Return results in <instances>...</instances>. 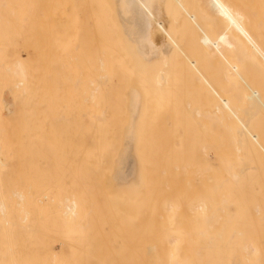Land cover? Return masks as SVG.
<instances>
[{
  "label": "bare ground",
  "instance_id": "1",
  "mask_svg": "<svg viewBox=\"0 0 264 264\" xmlns=\"http://www.w3.org/2000/svg\"><path fill=\"white\" fill-rule=\"evenodd\" d=\"M7 1L9 3V0ZM198 1L195 0L194 4ZM203 1H206L205 3L209 2L210 5L209 10L212 11L210 14L217 15V17L224 24L226 29H228L232 33L231 36L227 35L229 36L228 39L230 38L229 40L227 39L224 40L222 38L223 41L219 43L221 45L220 46L221 50L223 49L222 52H225V54L227 55L230 51L226 53V50L228 49L230 50V48L234 49L235 48L234 45H236L235 42L237 43L241 42L240 45L237 44L239 45V47L236 45L237 47L236 49L240 48L238 49L239 51L237 50L238 52L236 51L237 54L240 53L239 55H236L235 52V55L238 56V58L235 59L234 57L231 58L230 55L232 53L229 56L227 55L228 58H231V60L234 59V61L236 60V62L233 63V61H231L232 62L231 63L228 59L230 65L232 64L233 66V67L230 66L231 69L233 68V71L231 69H226V68L225 69L228 71H225L224 69L226 73L224 72L225 74L223 73V76L227 74L231 76V77L224 76L225 82L224 81L223 82L228 85L227 89L225 87H224L225 89H222L223 91L225 90L224 92V94L226 93L225 96L222 95L223 91L221 89L220 90L222 93L219 92L220 91L219 89L217 90V88H214L209 83V81L202 75L201 71H199L198 67L199 64L201 65L202 61H199V59L198 60L191 59L190 56H188V54L186 53L187 50L186 51L183 50V47L181 46L179 40L175 39L178 37L174 38V35L172 36V31H170L169 26L171 25L170 24L171 22L169 23L168 20L170 19V17L171 18L173 17L169 15L171 11H175L183 15L184 14L188 15L184 17H189L190 20L189 19L188 20L190 22L194 20V19L191 20L192 16L194 18V15L190 14L188 8V4H189L188 0H28L29 10L32 14L48 19L51 18L55 20L56 18L59 20L62 27L64 29L66 28V30L70 27V25L75 24L74 20L75 18L77 19L79 16L81 17V18L79 17V20L83 19V22L87 23L86 20L89 19L91 21L89 20L88 21L91 24V22H93L92 20H96L94 19L95 17L99 18V16L102 15L105 16L106 14L113 15L111 18L112 21L114 19L115 21L114 24L116 25L115 29L117 30L116 32H118L119 33L118 35L120 36H118L115 33L114 34L115 36L117 35L118 38L121 37L122 41L120 40V44L121 43L124 44L122 45L125 46L126 53H124L123 55L119 53L114 55L110 53L109 49H107L108 45L106 48L103 47L105 45L102 44L103 38L101 37L99 38L100 33H97L100 28H96L98 29L96 30L94 27L98 19L94 23H92L91 27L93 30L95 29L94 30L95 35L94 34L93 35L94 38L96 37L94 42L96 43L98 41V43L96 44L94 43L96 46H98V49L95 48L96 46L94 47V49H96V51L98 50L99 52L93 51L91 64H90L91 75L93 76V78L91 77L89 81V89H87V92H88V98L91 102V104L90 103L89 104L92 105L93 107L98 108L97 106L99 107L101 106L100 99L104 97V93H107L112 98H117L119 92L122 91L123 108L126 112L125 113L126 116L125 115L123 116L124 121L121 118L120 121H122L121 123L123 124L119 125V128H117L116 122L113 121L108 126L103 124V120H105L103 119L104 118L103 110L102 111L95 110L93 112L91 111L92 113H94L92 116V118L94 119L89 122L90 126L85 124L73 126L75 130H82V132L92 131L93 134L91 135V138L88 139V141L84 140L85 137L83 135L80 136L81 140L78 141L75 140V143L60 142V139L62 140L61 136L58 137L57 139L58 142L46 141L45 131H47V128H45L46 126L44 127V125H46V123L48 122H45V119L43 120L42 114L44 113L45 109H49V110L55 109V107L58 106L56 99L58 94H60L64 90L67 82L71 81L72 79L76 80L74 78L70 79L68 77L69 74L72 73V71H70L72 68L71 64L72 65L74 64L73 62H71V59L74 58L73 59L74 62L77 59L75 57L76 55L73 56L71 54L73 50H71L67 45L68 41L71 40V38H72L71 42L74 41L73 38L75 37V34L74 37L73 36L70 37L69 36L70 33L62 34V36L58 34L59 36H61L62 40L64 39L63 40L64 42L61 40L64 44L61 43L62 44L61 47L55 53L47 49L46 51L44 50L43 52H45L46 54L44 53V55L42 56L43 62L42 63L34 62L33 67L32 68L30 67L31 69H28L24 64V59L26 57L22 59L23 61L17 58L15 59V61L11 62L12 63L11 65H8L6 67L11 85L8 87V92L10 93L9 97H5L2 99H1L2 90L0 88V264H35V262H30V261L24 262V258L27 257L28 254L29 255L33 254L31 252H34L36 250L37 232L33 229V225L36 223L39 217H41L42 220H44L45 218H47V220L49 219V217H46L45 215L46 211H48L47 210L48 207H50L51 209L53 208L54 210L53 213L55 214L57 221L51 222V220H48L46 223V225L49 223L48 224L49 230L47 232L49 235L48 237L49 239L47 245L41 248L43 252H46L45 254L46 258L44 259L42 264H66L67 261H65L64 259L68 256L71 257L75 256L76 254L72 255V253L76 251L96 252V255L94 254V257L100 260L101 255H98L99 254L98 252L101 251L100 248L91 249L85 246L81 248L74 245L77 241H79L78 238L83 237L85 233L89 231V230L86 231V229H88V227L91 225L89 221V214H91L93 211L92 204L88 203L91 205H85L87 204V201L82 198H78L75 195L61 196L57 198L52 197L51 194L49 196L48 191L47 192H45V190L41 191V188H39L40 184L36 180L35 178L36 172H33V170H35V168H38L40 164L42 163L44 164L46 158L55 155L56 153L53 154V150L59 146H61V150L63 154H65L67 157L71 156L73 158H77L80 161V158L87 160L98 156V153L100 152L99 146L102 143V141H105V143L108 144V147L111 148L110 149L111 151L115 149L114 147L117 146L120 139L119 153L117 152L118 156L116 155V153L115 154L113 153L114 157H112L114 158L113 165H115V168L113 166L114 169V172L112 171L113 174L110 177L108 176L107 172L106 174H104L103 168L100 167V164H97L94 168L95 171L94 173L93 171H91V173L89 174L88 173L89 169H85V171L87 172L86 177H88L89 179H93L95 182L96 181L100 182L101 181L100 178L104 174L105 176H108V180H106V183L107 181L110 183L111 186L110 189L113 187L112 190H114V188L120 189L121 191H124L126 189L128 193V191L133 187H134L133 189L136 188V191L131 190L132 191L131 195L133 194L134 191L137 192L139 189H141V187H143L145 190L146 183H144V180L146 178L145 177L146 171L143 164L144 157L142 156L140 157V154L142 152V149H144L143 147H145L144 142L142 144V138L143 139L144 137L146 138V136H144L146 135V133L141 134L137 129L140 126L141 128H144V130L146 131L147 127H149V126L146 127V125H149L152 122L150 118H148L150 116L149 113L152 111L151 113L152 116V114L154 113L152 109H154L155 105L158 106L157 102L160 101L158 99L162 98V103H163V100L165 101L169 97L168 99L172 101V98H175V95L177 93L178 94L180 93L179 95L177 94L176 96L177 99L181 100L179 96L183 97L184 95V97H186L187 95V93L186 95L185 93H182L184 91L188 92L189 95L187 96L192 95V93L194 94V92H195V96L197 95L195 100L187 99L188 100V101L186 100L187 103L185 100L182 99L183 102L185 101L184 103L185 106L187 107L184 109H187L188 112L191 111L189 108H192V105L196 104L193 105L194 109L192 108L193 115L189 113L191 115L190 116L188 114L189 116L188 120L192 119V121H198L196 122L199 123L198 126H201L206 122L207 123V124L205 123L206 126L204 125L205 127L203 126L202 129L205 128L208 135L207 142L204 143L200 148V153L201 156L205 157V160L207 162L206 164L204 158L203 157L201 158L202 161L205 162V163L203 162L204 173L206 177L204 181L206 180L205 181L206 182L205 185L207 186L206 189L210 195L205 196V198L208 197L207 199L196 200L189 207V211L197 217V220L200 219L199 221H197L198 223L194 222L197 223L196 225L199 226L196 232L192 234L193 236L196 235V237L188 239L189 245L187 247L184 245L185 239L183 237V234L177 230H181L182 228H185V226L181 225L183 227L179 228L180 225L177 226L179 221L173 220L175 218L179 220L178 219L179 214L182 212L183 209L175 217L174 215V213H176L175 210L180 207H177L178 205L176 206L172 202H164L161 210L164 214H166L165 216L168 215L167 219H169L170 223L168 221L167 224L168 229L165 231V236H163L162 238L163 241L160 240L161 242H163V244L157 245L155 243V239H150L149 237L150 235H149L147 237L149 239L144 240L147 243L146 245H144L143 243L145 242L142 241L143 242L142 245L144 246H140L141 244L137 246L139 253L133 255L132 254L127 255L128 262L126 261L127 262L126 264H264V244L262 242L264 238H261L259 240L257 239L253 240L248 238L239 239L238 237L236 238L235 236L236 235L246 236V233L244 231L242 232L239 230H235V227L234 230L231 229L230 231L229 228H227L229 224L234 225L235 222L233 221L234 222L233 223L232 219L234 218L237 219L236 217L240 219V216H242V214H238V212H235L233 214L228 212L232 207L235 210L234 207L236 206V200L238 203H240L239 205L241 206V203H243V200L245 198L244 194L246 192L248 191L252 192V190L255 189H258L259 191L264 190V106H263L264 100L262 101L264 96H262L263 93L260 95L259 94L260 92L259 93L257 92L260 91L261 88L260 84H258L259 85L258 88L260 87L259 90H257V88L255 87L256 88L255 91L252 90L250 94L249 93L245 94L247 93V91L244 89L247 88L246 87L244 88V84L241 86L242 84L241 82L236 83L237 81H239V79L243 80L244 82L247 81L246 78L248 76L247 77L246 75L242 76V74L240 73V71L243 72V70H240L241 68L240 66L242 63H244L242 65L245 66V68L242 69H245V71L248 72L249 69H247L248 68L247 65L249 63L250 66V64L252 63L250 61L252 59L251 57H258L257 58L258 61L259 58H261V61L263 60L264 62V46H261L260 43L257 42V41L261 42L262 40L261 38H260L261 40L258 39L260 36L258 33H260V30H262L264 27V22H262L264 20L262 21L259 20L260 17L262 18L264 17V0H249L248 3L249 2L255 3V8L252 7V9L254 8V10H252L251 7H249L251 5L246 6L244 4V0H240L243 1V3L241 4H244V6L241 4L235 6L234 4L231 3L232 1L229 2V0L228 1L203 0ZM203 1H200V3L202 4ZM226 1L230 4H228ZM245 1H246L245 3H247V0ZM254 3H251L252 6H254L253 5ZM4 4H2L1 6L3 7ZM167 5L170 6L168 7ZM206 7L208 8V5H206ZM247 10L249 11V13L251 12L252 15L247 13L248 12ZM251 10L254 12H252ZM168 11H170V13L167 15L166 12L168 13ZM109 16L110 15H108V17ZM90 17H92V19ZM100 18L99 20L101 21ZM181 20H183V18ZM100 21H98L99 24L102 23L101 24L102 27L104 26L105 27V28L103 27L104 30L106 29L105 31H107V28L105 26L106 24H104V21L101 22ZM187 22L184 23L187 24ZM195 22L193 23V25L194 26L197 25L196 27H198L199 25L197 23L195 24ZM6 23L8 24V22ZM72 27L73 26H71L70 28ZM254 27L256 31L255 32L251 31V32H253L254 34L257 32L255 34V35L258 34L257 41H255L256 36H254L250 32V30L252 28L254 29ZM183 28H185V26ZM199 30L201 31V29ZM55 31L57 30L55 29ZM55 31H53L54 37L57 36V34L55 35ZM101 31H103V29ZM190 31H192V29ZM73 32L76 31L73 30ZM263 33L264 30L260 34ZM101 36L105 37V35L103 34H101ZM262 36L264 37V35ZM66 37L67 39H65ZM55 38L57 39V37ZM115 38H113V41ZM212 39L213 38H211L210 40ZM245 40L248 42L243 44ZM210 44L211 41H208L206 37L201 38V44H200V46H202L201 48L207 50ZM215 44H217V42ZM99 45L100 48L103 49L102 50L103 52L100 51L101 49L99 48ZM216 46H211L210 49H212L213 47L215 48ZM223 46H225V51ZM241 46L244 47L242 49L243 50L242 52H240L242 48ZM121 47L122 46H119L120 49ZM119 48L118 49L115 48V50L120 51ZM11 50L9 49L8 51L10 52ZM104 50L106 51L104 52ZM174 50L176 51L175 53ZM222 52H218V53H222ZM12 55H14V53ZM205 55H207V53H205ZM123 56L127 57L128 60L130 61L128 62L127 60L128 63H131V64L127 63L129 65L127 67L129 68L124 67V65L122 64L123 62L121 57L123 58ZM175 56H177L176 62L173 61V59L176 60ZM231 56H234V54H232ZM242 56L243 57L247 56L245 60L247 61V59H250L249 62L246 63L244 59L242 60H244L245 62L244 61L242 62L241 60V58H243ZM116 58L121 60V65L114 62ZM219 64L221 65V63ZM177 66L179 70L181 67L184 66L186 71L185 74L186 75L189 74L190 76H193L192 77L193 79L188 78L189 75L186 78L177 77L178 75L182 76L184 74L183 72L184 69L182 70L183 72L182 75L181 74L174 75L175 73L174 70L175 68H177ZM72 69H75V66ZM219 71H221L220 67H219ZM251 73L252 72H250V74L249 73L246 74L251 75ZM42 75H45L46 79L49 78L51 80L48 85L44 83L43 78L39 79ZM236 77H238L239 79ZM248 78H250V76ZM252 78H254V80L252 79L253 83H251V79H249L248 81L250 82V84H253L254 87V82L255 81L258 82L257 80L258 78L257 79L255 77ZM58 79H61L60 83L58 82L56 84L53 82L54 80L56 81ZM179 79H182L181 81L183 84V85L181 83L179 84L181 85L180 88H178V84H177L180 82ZM189 79H192V82H194L193 87L188 86V84L191 82V80ZM186 80L187 82L189 81L188 84ZM248 81L246 82V85L248 84ZM77 82L80 83L79 80H76V83ZM62 83L64 86H62ZM239 83H241L240 86H236ZM184 84H186L187 87H190V89L186 87L190 92L185 88ZM222 85L223 84H219L220 87ZM232 85L234 86L235 91L238 90L240 87H242V89L240 88L239 91L243 90L245 92L240 91L241 94L235 92L234 94H232L233 92V90L231 89L233 87ZM182 86H184L185 90L184 89L182 90ZM236 87H238V89ZM6 91L7 90H5V93ZM181 93L183 95H181ZM166 95H167L166 99H163V97H165ZM171 96L172 98H170ZM198 96L199 98L200 96L202 97L201 100H199L201 102L202 99L204 98L202 103H204L205 101L206 104L203 105H206L207 109L204 108L202 103L200 104V107L202 105L204 109L202 108L199 109L200 107L195 108V106H197V104L199 105L200 103L198 102ZM175 99H173V102H176L178 104L179 102L174 101ZM85 100L86 99H84V101ZM168 101L169 100L165 102L169 103L170 101L169 102ZM190 101L191 102L193 101L192 105ZM194 101L195 102L197 101V103H195ZM89 104H87V106H89ZM151 104L154 105V107ZM160 104L159 106H161ZM174 104H172L171 107L169 106L171 110L176 109L175 107L178 106L176 105L173 109L172 107L174 106ZM61 105L62 104H60L59 106ZM149 105L152 106L151 107L152 109L151 108L149 109L150 107ZM147 108L149 109L147 110L148 112H146ZM166 109L167 108H165V110ZM178 109L182 110V107L181 108L178 107L177 112ZM22 112L27 113L25 119L27 123L29 121V126H27L26 129L30 134L29 135L30 142H26V143L20 140L23 137V133L21 129H19V132L21 131V134L18 135L16 139H14L13 137L12 141H11L12 136L9 134L8 131V129H12L13 119L14 120L18 119L20 120V122L23 121L21 114ZM87 112H88L87 114L90 115L91 112L90 113L89 111ZM145 112H146V116H144ZM174 112L176 113V111ZM171 113H173V111L168 113V115H166L165 118H167V116H170L169 114ZM178 113H182V112L179 111ZM16 114H19L20 116H16ZM82 117H84V115H82ZM100 117H103L102 118L103 120H101ZM172 117L174 119L173 115ZM190 117H193L194 119ZM41 121L43 122V124L41 123ZM169 121L172 122V120ZM47 127L48 129L51 128V126L50 127L47 126ZM150 128L149 130L152 132V129ZM117 130H121L120 138H119V131L117 132ZM142 130L140 129L141 132ZM117 133H118V137L116 136ZM147 134H149V132ZM180 134L177 133V136H180ZM177 136H175V138ZM174 141H176V139ZM136 146L137 148H140L139 150L140 154L139 152L136 154L137 156L139 155V159L135 158L132 153V150ZM141 146L143 147L141 148ZM137 148H136V152H137ZM133 151L135 152V150ZM147 151L146 153H144L143 150L142 154H144L145 156V154H147ZM71 157L69 159H71ZM58 158H60V156H58ZM146 158L147 157H145V159ZM78 160H76L75 162H77ZM27 162H32V163L29 164ZM151 169L152 168L150 167L149 171ZM152 171L155 172L156 169ZM195 174H197L198 176L199 173L197 172ZM92 176L97 179H94ZM104 178L106 179V177ZM198 178L200 180V178L203 177L198 176ZM207 178H210L211 181L210 182L207 181ZM221 178H223L225 182ZM185 180L187 179H185L184 177L183 181ZM221 182L224 183L223 186ZM188 183L190 184L191 181H189ZM200 183L199 185H201ZM137 186L139 187L141 186V187L137 190ZM190 186L193 187L194 184L191 183ZM107 187L106 189H109ZM221 187H223L222 188L223 190L221 189ZM165 188L168 190L167 185ZM110 189L108 191H110ZM75 190L72 192H75ZM230 190L232 191L230 192ZM103 191L106 190L103 189ZM143 191L140 190L139 192H143ZM146 191H144V193H146ZM218 191H220V193H218ZM78 192L79 190L77 191V193ZM215 192L220 194L221 197L224 195L222 197L224 198V200H220L222 198L219 195H218L219 199L217 197L216 198L213 197V194H215ZM115 193L119 197L117 191ZM144 193L143 194L139 193L140 195L136 197L138 200H136L135 198L136 202L138 201V203H140L139 196L141 197L142 195H145ZM225 193L227 194V197ZM116 194H112L115 195L114 198H117ZM124 194L125 196H123ZM124 194H122L123 198H125L126 196L128 197L126 193ZM136 194H138V192ZM136 194L134 196H136ZM229 194L231 195L233 194L232 196H235L234 198L232 197L233 200L229 198L231 197L229 196ZM121 197L118 198L119 202L120 199H123ZM127 197L125 198L126 200L129 199ZM144 198L145 197H143V200ZM148 198L149 197H147V199ZM125 199L124 202L126 203ZM147 199H145V202L147 201ZM131 201H134V199ZM153 201H155V199ZM213 201H215L216 204H214ZM119 202H117V204H119ZM121 202L122 203L120 204L122 207L124 206L125 203L123 204L122 200ZM127 203H129V200ZM151 203H150L151 208L149 205H147L148 206V208L146 209L147 213L143 212L142 214V216L144 217V222L142 221L143 223L141 225L143 228L141 227L139 233H142L143 231L148 232L147 230L148 228L152 229L157 226L158 220L156 221L157 222L156 223L155 222L156 213H154V209H152L154 207H152L153 204L151 205ZM51 204L52 206H50ZM134 204L135 203H133V205ZM239 205L237 204L238 207H236L238 208V210L240 209ZM129 207L130 206H128L127 211L124 210L125 207H122L123 208L122 211L124 210L125 213L128 214L130 210ZM134 207H130L134 209V211L132 210L133 214L136 213L135 212L136 209ZM178 210L179 209H177L176 211ZM122 211L120 213H123ZM254 212L259 216V217L256 216L258 217V220H262L261 208L258 204L254 206ZM130 215L132 216V213ZM170 216H173V218L171 217V219L176 222L175 228H179V229L176 230L173 228L175 222L172 226L171 224L173 222L171 223L170 218H168ZM247 216H249V213ZM117 218L118 217H116V219ZM116 222L117 223L119 222V218L116 220ZM48 226L46 228H48ZM154 232L152 230L153 236H155V234L158 235L157 232L155 234ZM139 233L138 235H141ZM54 234L59 236L58 238L59 242L56 247H53L50 244V241L53 240L52 236ZM138 235L137 237H135L136 240H134L136 242L139 237ZM148 240H153V241L148 244L147 242ZM229 240H232L233 243L229 244ZM65 253H66V257L60 256V254H65ZM95 264H100V263L96 262ZM106 264H117V263H114L113 259L112 261L109 259V262L108 263L106 262Z\"/></svg>",
  "mask_w": 264,
  "mask_h": 264
},
{
  "label": "rangeland",
  "instance_id": "2",
  "mask_svg": "<svg viewBox=\"0 0 264 264\" xmlns=\"http://www.w3.org/2000/svg\"><path fill=\"white\" fill-rule=\"evenodd\" d=\"M194 1L195 0H188V2H189L188 8H189L190 14L194 15V18L192 16V19H191V20L194 19L193 21H191L192 25H191V22L189 21L190 18L184 17V16H188V15H185V14L183 15V14L177 13L175 11H171V13H170V11H168V13L166 12L167 15L170 13L169 15L173 16L172 18L170 17L169 20L167 17V20L169 21V23L171 22L170 23L171 25L169 24L170 25L169 26L170 31H172V36L174 35V38L178 37L175 39L179 40V42L181 43V46L183 47V50H185V51L187 50L186 53L188 54V56H190L191 59H193V60L199 59V61H202L201 65L198 63L199 64L198 69H199V71H201L202 75L209 81V83L214 88H217V90L218 89L222 90L225 88L227 89L228 85L226 83H224L225 82L224 76H226V77H231V76L229 74L223 76V73L225 71H228L226 69H231L230 66L233 67L232 64L230 65L231 61H233V63L236 62V60L234 61V59L238 58V56H236V55L240 54V53L237 54V52L239 51L238 49H240V48L236 49L237 48L236 45L237 44L240 45L241 42L240 43L235 42L236 45H234L235 46L234 49L230 48V50L229 49L226 50V53H228L230 51L227 54L228 56L231 53L234 54V56H231L232 54L230 55L231 58L234 57L233 60H231V58H228V56L225 54V52H222L223 49L221 50V48H220L221 45L219 43H221L223 41V39L229 40L230 38L228 39L229 36H227V35L231 36L232 33L228 29H226V27L219 20L217 15L210 14L212 11L209 10L210 9L209 2H207L208 3L207 4V3H205L206 1L200 0V1H203L201 4L200 1L196 0L198 2H196L197 4L196 3L194 4ZM248 1L249 0H247V3H245L246 1L244 0V4L246 6L251 5V6H249V7H251V9H252V7L255 8V3L251 2V3H254L253 4L254 6H252V4L250 2L248 3ZM190 2H191V4H190ZM229 2H231L235 6L243 3V1H240V0H235V1L229 0ZM7 3H8L7 0L0 1V7H1L0 8V88L2 90L1 99L5 98V97H9V94H10L8 92V87L11 84H10L9 75H8L7 70H6V67L8 65H11L12 64L11 62L15 61V59H17V58H19L21 61H23L22 59H24L26 57L24 59V64L28 69H31L33 67L34 62H37V63L43 62L42 56L45 53V52H43L44 50L46 51V49H47V50H50L53 53H55L61 47V45L64 44L63 43L64 39L63 40L61 39L62 34H69L70 33V35H69L70 37H72V36L74 37V34H75V37L73 38L74 41L71 42V40H72V38H71V40L68 39L69 41L67 43L69 48L71 50H73V52L71 54L73 56L76 55L75 57L77 59L75 62L73 61L74 58L71 59V62L74 63L73 65L71 64V66H72V68L75 66V69L71 68L70 71H72V73H70L68 77L70 79L74 78L76 80H79L80 83H78V82L76 83V80H73V79H72L73 81L71 80V81L67 82L64 90L60 93L61 95L58 94V96L56 97L58 106L55 107V109H51V110L45 109L44 113L42 114L43 120L45 119V122H48V123H46V125H44V127L46 126L45 128H47V131H45L46 141L47 142H50V141L58 142L57 139L59 136H61L62 140L60 139V142H63V143L73 142V143H75V140L76 141L81 140L80 139L81 135H83L85 137L84 138L85 141H88V139L91 138V135L93 134V132L92 131H83L82 132V130H75L73 128V126H78L81 124H85V125L90 126L89 122L94 119V118H92V116L94 114L92 112L95 110L96 111H102L103 110L104 115H103V113H102V115L104 116V118L100 117L101 120L105 119V120H103V124L108 126L113 121V122H116L117 128H119V125L123 124V123H121L122 121H120V120H121V118L123 120V118H124L123 116L126 113L124 108H123L122 91L119 92L117 98H112L107 93H104V97L100 99L101 100V102H100L101 106L100 107L97 106L98 108L90 105L91 102L88 98V92H87V89H89V81H90L91 77L93 78V76L91 75V65H90L91 59H92L93 51H96V49H94V47L96 46L95 44L98 43L97 40H96L97 41L96 43L94 42V40L96 38V37L94 38V35H95L94 30L96 28H100L101 30L103 29V31H101L100 29L99 30L96 29V30H98V32L97 31L96 32L100 33L99 38L100 37L103 38V40L102 39H100V40L103 41L102 42L103 45L104 44L106 45V46L104 45L103 47L106 48L108 45L107 49H109L110 53H112L114 55H116L118 53L123 55L124 53H126V51H125L126 48H125V46H123L124 44L123 43L120 44L121 37L118 38V36H120V35H118L119 33L116 32L117 30L115 29L116 25L114 24L115 23L114 19H113L114 22L112 21L111 17L113 15L108 14V15H110L109 17L107 14L105 16H103V15L99 16V18L102 17V18H100L101 21H104V24H106L105 26L107 28V31H105L106 29L104 30V28H105L104 26H103L104 28L102 27V25H101L102 23L99 24V22H98V21H100L99 18H97V17L94 18V19H96V20L98 19V20H97V23H95L96 26L94 25L95 29L93 30L91 26H92V23H94L96 20H92L93 22H91V24H90L89 21H91V20L88 19L89 21L86 20L87 23L86 22L84 23L83 19H81L82 21L79 20L80 16L77 19L75 18V20H76V21L74 20L75 24L73 25L71 23L72 25H70V27L71 26H73V27L72 28L69 27L67 29L69 31H67L66 28L64 29L62 27L61 23L56 18L54 20L51 18L48 19V18H44V17L36 16V15L32 14L29 10L28 0H9V3H8L9 7L7 6ZM2 4H4L3 7L1 6ZM228 4H230V3H228ZM244 4H241V5L244 6ZM206 5H208V8L206 7ZM167 6L169 7L170 5H167ZM235 6H233V7H235ZM254 8L252 10H254ZM240 9H241V7H240ZM244 9H246V8H244ZM9 10L11 13L13 12L14 14L13 13L11 14L9 12ZM206 12H207V14H206ZM252 12H254V11H252ZM247 13H249V11ZM178 14H180V15H178ZM249 14L252 15L251 12ZM177 16H180V17H177ZM208 16H209V18H208ZM103 17H105V18H103ZM90 18L92 19V17H90ZM180 18L181 19L183 18V20H181ZM260 18H259L260 21L264 20L263 19L264 17L263 18L260 17ZM86 19H87V17H86ZM187 20H188V22H187ZM195 20H196V22H195ZM109 21H111V22H109ZM6 22H8V24ZM184 22L185 23L187 22V24H185ZM194 22H195V24L197 23L199 26L198 27H196L197 25L194 26L193 25ZM262 22H264V21H262ZM75 25H76V27H75ZM107 26H109V27H107ZM184 26H185V28H183ZM52 27H54V28H52ZM193 27H195V28H193ZM73 28H75V29H73ZM196 28H198V29H196ZM55 29L57 31H55ZM71 29H72V31H71ZM110 29H111V31H110ZM191 29L193 32L190 31ZM199 29H201L202 32ZM252 29L250 30V32L256 31L255 27L253 30ZM73 30L76 32H73ZM263 30H264V27L262 30H260V33H262ZM53 31H55V35L57 34V36H55V37H57V39L54 37ZM99 31H101L102 33ZM178 31H179V33H178ZM253 32H251V33L254 36H256L255 41H257L258 39L259 40L262 39L261 42L260 41H257V42L260 43L261 46H264L263 45V43H264L263 38L264 37L262 36V35H264V33L263 34L258 33L260 35L258 38V36H257L258 34L255 35L257 32L255 34ZM114 33L117 34L118 36L117 35L115 36ZM58 34L61 36H59ZM101 34L105 35V37L101 36ZM106 34H108V35H106ZM223 35L225 36V38ZM113 36H115L116 38ZM202 37H206L208 41H211V44H210L209 48L207 49L208 52H207V50L201 48L202 46H200ZM113 38H115L114 41H113ZM211 38H213V39L210 40ZM65 39H67V37ZM231 40H232V37H231ZM106 41H108V42H106ZM216 42H217V44H215ZM242 42H244V41H242ZM246 42H248V41L245 40V42L243 44H245ZM100 45H99V48H100ZM239 45H237V46L239 47ZM109 46H110V48H109ZM119 46H122L121 49L119 48ZM211 46H216V47L215 48L213 47L212 49H210ZM223 47H224V51H225V46H223ZM241 47L242 48H241L240 52H242L243 51L242 49L244 48L243 46H241ZM95 48L98 49V46H96ZM115 48L116 49L119 48L120 51L115 50ZM9 49L10 50L12 49V50L9 52L8 51ZM102 50L103 49H101L100 51H102ZM105 51L106 50H104V52ZM116 51H118V52H116ZM175 52L176 51L174 50V53ZM218 52H222V53H218ZM235 52H236V55H235ZM11 53L12 54L14 53V55H12ZM205 53H207V55H205ZM222 54L225 55L226 57L223 56ZM208 55H211V56H208ZM7 56H8V58H7ZM176 57L177 56H175V58ZM223 57H225V58H223ZM246 57L247 56H244L243 58H241V60L242 59L245 60ZM118 58H120V57H118ZM248 58H250V57H248ZM251 58H252L251 60L250 59H247V61L245 60L246 63H248L249 60L253 63L252 64L250 62L251 67L249 66V63H248V65H247L248 66L247 69H249L248 72H246L245 69H242V68H245V66L242 65L244 63H242L241 66L240 65L239 66L241 67L240 70H243V72L240 71V73L242 74V76H244V75H246V77L250 76V78L247 77L246 79H247V81L249 79H251V83H253V80H254V78H252V77H255L256 79L258 78L257 80L259 83L255 81L254 87H253V84H250L249 81H248L249 85L248 84L246 85V82H247L246 79H245L246 82H244L243 80L236 77L239 79V81L236 80L237 81L236 83H238V82L242 83V84L239 83L236 86H240V84L242 86L244 84V88L245 87L247 88V89H244L247 91V93H245V94H248V93L250 94V92L252 90L255 91L256 88H257V90H259L260 87L258 88V86H259L258 84H260L261 85L260 91H257V90L256 91L258 93L260 92L259 94L261 95L262 93L264 94V88H263V86H264V62H263V60L261 61V58H259V61H258V59H257L258 57H251ZM255 58H256V60H255ZM121 59H122V62H123L122 64L124 65V67L129 68L127 66H129L128 64H131V63H128V62H130L128 60V58L123 56V58L121 57ZM228 59L230 62L228 61ZM127 60H128V62H127ZM241 60H240V63H241ZM244 60H242V62ZM173 61L176 62L177 58H176V60L173 59ZM114 62L121 65L120 59L116 58V60H114ZM219 63H221V65ZM198 64H197V66H198ZM226 65H228V66H226ZM219 67H220V70L222 72L219 71ZM83 68H84V70H83ZM183 69H184V71H183L184 74L182 75ZM224 69H225V71H224ZM39 70H40V68H39ZM231 70L233 71V68ZM81 71L83 72V74ZM174 71H175L174 75H176V74L182 75V76L178 75L177 77H179V78H186L189 75V74L188 75L185 74L186 71H185L184 66L181 67L180 70L177 66V68H175ZM250 72H252L251 75H249ZM246 73H249V74H246ZM192 77L193 76L189 75L188 78H192ZM42 78L44 79V83H46V85H48L49 82L51 81L49 78L46 79L45 75H42L39 79H42ZM192 79H189V80H191L190 83L192 85L190 83L188 84L189 81L187 82V80H186L188 86L193 87L194 82H192ZM179 80H180V82L177 83L178 88L181 87V85H179V84L180 83L182 84V81H181L182 79H179ZM183 81H184V79H183ZM53 82L56 84L58 82L60 83L61 79H58L56 81L54 80ZM219 84H223L222 85L223 88H222V86L220 87ZM62 86H64L63 83H62ZM184 86H185V88L187 87L186 84H184ZM184 86H182V90L184 89ZM247 86L248 87L251 86V87L248 88ZM192 87H191V90H192ZM187 88L190 89V87H187ZM236 88L238 89V87H236ZM240 88L242 89V87H240ZM231 89L233 90V92L230 91V92H232V94H234V92L240 93V94H241V92H245L243 90L242 91L240 90L241 91L240 92L239 89L235 91L234 86ZM5 90H7L6 93H5ZM221 90L219 92H221ZM178 92H181V91H178ZM224 92H225V90L223 91V94H222L223 96H225V94H226V93L224 94ZM7 93H8V95H7ZM182 93H185V95L187 93V95H189L187 91H184ZM182 93H181V95H183ZM242 94H244V93H242ZM263 94H262V96H264ZM176 95H175L176 99L172 98V96L170 97V98H172V101L170 99H168L169 97L166 99L167 95L165 97H163V99H166L165 101L169 100L170 101V102L168 101L169 103L165 102L164 100L162 103V98L158 99V100H160L158 102H160L161 104L157 102L158 106L155 105L156 108L154 107V105L151 104L154 107V109H152L151 108L152 106L149 105L150 106V107L148 106L149 109L151 108L154 111V113L152 114L153 117L151 116V113H152L151 110H150L151 112L149 113L150 116L148 117V118H150V120L152 122H151V124L146 125V127L149 126V127H147L148 130L146 129V131L144 130V128H141L140 126H139V128L141 130L143 129L142 132L140 131L139 128L137 129L141 134L146 133V135H144V136H146V138L145 137H144V139L142 138V144L144 142L145 147L141 146V148L142 147L144 148V149H142L141 154L143 153V150H144V153H146V151L148 150L147 154H145V156H144V154H142V155L140 154V151H139L140 148H137V146L134 147V149H133V150H135V152L132 150L133 156L135 158L139 159V155L138 156L136 155L138 152L140 154V157L141 156L144 157L143 164H144V168L146 171L145 180H147V181L144 180V183H146V185H145L146 188L144 190V188L140 186L141 189H139L140 187L137 186V190L139 189L137 191L138 194H136L137 192H135L136 188L133 189L134 187L128 191V193H129L128 194L126 189L125 190L123 189L124 191H121L120 189L114 188V190L116 189L114 191V190H112L113 187L110 189V187H111L110 183L108 181L106 183V180H108V176L110 177L114 172L113 166L115 168V165H113L114 158H112V157H114L113 153L114 154L116 153V155L118 156L117 152L119 153L120 139H119V142L117 144L118 148L116 146V147H114L115 149L110 151L111 148L108 147V144H106L105 141H102V143L99 146L100 152L98 153V156L87 159V160L80 158V161L77 158H73L71 156H70L71 159H69L70 157H67L65 154H63V152L61 150V146H59L53 150V154L56 153L55 155H53L52 157L46 158V160L44 161V164L43 163L40 164L38 168H35V170H33V172H36L35 178L40 184L39 188H41V191L42 190H45V192L48 191L49 196L51 194L52 197L57 198V197H61V196L75 195L78 198H82V199L86 200L87 204H85V205H91L92 204V206H93V211L91 214H89V221H90L91 225L88 227V229H86V231L87 230H89V231H87L83 237L78 238L76 236L79 241H77L74 245L77 247H81V248H83V246L89 247L91 249L100 248L101 251L98 252L99 253L98 255H101L100 256L101 258H100V260L96 259L94 257V254L96 255V252H93V251H91V252L76 251V252L72 253V255L76 254L73 257H71V256L66 257V253L60 254L61 257H63V256L66 257L65 259L63 258L65 261L68 262V263L66 262V264H95L96 262L100 263V264H106V262L107 263L109 262V259L111 261L113 259V262L117 263V264H126L128 262L127 261V255H129V254L133 255V254L139 253L137 246L140 244H141L140 246L146 245L147 243L144 240L149 239V238H147L149 235H150L149 236L150 239H155V243L157 245H162L163 242H161L160 240H162L163 236H165V231L168 229L167 224L169 221V219H167L168 215L165 216L166 214H164L161 210L164 202H172L176 206L178 205L177 207H180V208H177V209H179L178 211H176L177 209L175 210V212H176V213H174L175 217L183 209L181 212L182 214L181 213L179 214V217H178L179 220H177L175 217H174L175 219H173V220L179 221L177 224V226L180 225L179 228L183 227L181 225H184L185 228H182L181 230H177L179 228H175L176 222L171 219V217L173 218L174 215L170 216L168 218H170L171 223L173 222L171 224L172 226L175 222L173 228L176 229L177 231H180L183 234V237L185 239L184 245L187 247L189 245L188 239L196 237V235L193 236L192 234L194 232H196V230L198 229L199 226L196 224L198 223L197 221H199L200 219L197 220V217L189 211V207L196 200L207 199L208 197L205 198V196L210 195L206 189L207 188V186L205 185L206 180L204 181V179H206L205 173H204V164H203L204 161H202L201 158L203 156H201V153H200V148L204 143L207 142L208 135H207V131L205 130V128L202 129V127L205 125L206 122L205 123L203 122L204 123L203 125H201V123H200L201 126H198L199 123H196L198 121H192V119L188 120L189 119L188 114L190 113L193 115V113H192V111L194 109L193 105H196V104H193L192 103L193 101L192 102L190 101L191 105L193 104L192 105L193 109L189 108L191 110V111L189 110L190 112H188L187 109H184V108H187L185 106V103H184L187 99L195 100V98L197 97V95L195 96V92H194V94L192 93V95H190V96L186 95V97H189V98L184 97V95H183V97L181 96L182 98L179 96V98L181 100L177 99ZM201 98H202L201 96H200V98L198 96V102H200V103H199V105L197 104V106H195V108L200 107V104L203 102V99H204L203 98L202 102H201V101H199V100H201ZM84 99H86V100L84 101ZM173 99H175L174 101H178L179 103L177 104L176 102H173ZM182 99L185 101L183 102ZM263 100H264V98L262 99V101ZM187 101H186V103H187ZM181 102L183 103V105ZM190 102H188V103H190ZM170 103H172V104L175 103L174 106L172 107L173 109L176 105H178V106L175 107L176 109L171 110L170 107L172 104H170ZM195 103H197V101ZM263 103H264V101H263ZM60 104H62V105L59 106ZM87 104H89V106H87ZM159 104L161 106H159ZM203 104H206L205 101H204V103H202V105ZM202 105L199 109H201V108L207 109L206 105H203L204 108ZM263 106H264V104H263ZM164 107L167 109L169 108L170 110L169 109L165 110ZM178 107H180V108L182 107V110L178 109V112L180 111L182 113L177 112ZM149 109L147 108L146 112H148L147 110H149ZM164 110L166 111V113ZM2 111H3V109H2ZM87 111H89V113L91 111L92 112L89 115V114H87L88 113ZM162 111H164V112H162ZM171 111H173V113H171V114L174 116V119H173L171 114H169L171 116V119H170V116H167V118H165L166 115H168V113H170ZM174 111H176V113ZM185 111H187L188 113ZM146 112H145L144 116H146ZM108 113H109V115H108ZM21 114H22L23 121L20 122V120H18V119L17 120L13 119L12 129H8V131H9V134L12 136V139H11V141H12L13 137H14V139H16L17 136L21 134V131L19 132V129H21L22 133H23V137L20 140L26 143V142H30V139H29L30 134L26 129V127L29 126V121L27 123L26 119H25V116L27 115V113L22 112ZM82 115H84V117H82ZM16 116H20V115L16 114ZM168 117H169V119H168ZM190 118H193V117H190ZM65 119H66V121H65ZM169 120H172L173 124ZM41 123L43 124L42 121H41ZM171 124L173 127L171 126ZM47 126H49V127L51 126V128L48 129ZM149 128L152 129V132L149 130ZM118 131H119V138H120L121 130H117V132ZM171 131H172V133H171ZM148 132H149V134H147ZM180 132H181V134H180ZM177 133L180 134V136H177ZM147 135H148V138H147ZM116 136L118 137V133ZM175 136H177L178 139H177V137L175 138ZM142 137H143V135H142ZM174 138L176 139V141H174L175 140ZM169 139H170V141H169ZM178 142H179V145H178ZM168 143H170V144H168ZM177 145H178V147H177ZM136 148H137V152H136ZM58 156H60V158H58ZM145 157H147V158L145 159ZM116 158H118V157H116ZM116 158H115V160H116ZM203 158L205 160V157H203ZM76 160H78V161L75 162ZM97 160H98V162H97ZM205 162H206V160H205ZM27 163L31 164L32 162H27ZM97 164H100V167L103 168L104 174H106V172L108 173V176H105L103 174V176L100 178L101 179L100 182H98V181L95 182L93 179H89L88 177H86L87 172L85 171V169H89V171H88L89 174L91 173V171H93V173H94L95 172L94 168ZM206 164H207V162H206ZM150 167L152 169L149 171ZM155 169H156L155 172L152 171ZM177 170H178V172H177ZM162 172H164V173H162ZM197 172L199 173L198 176L203 177V178H200V180H199L197 174H195ZM200 174H202V175H200ZM104 177H106V179ZM184 177L187 180L183 181ZM93 178L97 179L95 177H93ZM104 179H105V182H104ZM221 179H223V178H221ZM224 179H225V177H224ZM189 181H191V183L194 184L195 187L190 186L191 183L189 184L188 183ZM207 181L210 182L211 179L207 178ZM186 182L189 184V186ZM224 182H225V180H224ZM100 183H102V184H100ZM199 183L201 185H199ZM221 183L223 186L224 183L223 182H221ZM103 184H105V185H103ZM166 185L168 187V190L165 188ZM101 187L102 188L104 187L103 189L106 191H103V189ZM106 187L109 188L110 191H108L109 189H106ZM222 188L223 187H221V189ZM74 190H75V192H72ZM78 190H79V192L77 193ZM131 190H135L132 194L133 196L131 195V193H132ZM140 190H142V191L147 190L146 191L147 194L144 193V191L139 192ZM222 190H221V192H222ZM255 190H252V192L248 191L244 194L245 198L243 200V203H241V206L239 205L240 203H238L237 200L235 199L236 200V206L234 207L235 210L232 207L228 211L231 214H233L235 212H238V214H242V216H240V219L238 217H236L237 219H235V218L232 219V222L233 221L235 222V223L233 222L234 225L229 224L227 227V228H229L230 231H231V229L234 230V227H235V230H239L242 232L244 231L246 233V236L245 235H240V236L236 235L235 236L236 238L237 237L239 239L248 238V239H253V240L254 239L259 240L261 238H264V190L263 191H259L258 189H255ZM116 191H117L119 197H121L122 194L126 193V195H128V197L127 196L126 197L129 198L128 199L129 203H127L128 200L125 199L126 197L123 198V196H125V194L121 197L123 199H120V202H119V199H118L119 197L115 193ZM120 191L122 192V194ZM231 191L232 190H230V192ZM194 192H196V193H194ZM109 193H111V194H109ZM139 193L145 194V195H142L141 197L139 196L140 203H138V201L136 202V200H138L136 197H138V195H140ZM218 193H220V191H218ZM218 193L215 192V194H213V197H215V198L217 197L219 199L218 195L220 196V194H218ZM226 193H225V195L227 197ZM232 193H234V192H232ZM112 194H116L117 198H114L115 195H112ZM135 194H136V196H134ZM153 195H155V196H153ZM232 195L229 194V196H231V197H229L231 200H233L232 197L233 198L235 197ZM130 196H131V198H130ZM143 197H145L144 200H143ZM147 197H149V198L147 199ZM153 197H155V198H153ZM200 197H202V198H200ZM210 197H212V196H210ZM135 198H136V200H135ZM140 198H142V199H140ZM116 199H117V201H116ZM124 199L126 200L127 204L124 202ZM133 199L135 202L131 201ZM145 199H147L146 202H145ZM154 199H155V201H153ZM121 200L123 201V204L125 203L124 206H122V207L126 208V209L124 208V210L127 211L128 206L134 207V205H135L134 208L136 209V211H135L136 213L133 214L134 209L130 208V207H129V209L131 211L133 210L132 212L129 210V213L130 214L132 213V216L128 213L130 215L129 216L127 213H125L124 210L122 211L123 208L121 207V204H120V203H122ZM220 200H224V198H222ZM117 202H119V204H117ZM143 202H144V204H143ZM149 202L150 203L152 202L151 205L153 204L152 207H154L152 209H154V213H156L155 222L158 220V223L159 224L161 223V224L159 225L156 222L157 223L156 227H154L152 229L148 228L147 230L149 233L143 231L142 232L143 234H142V233H139L141 230V227H142L141 224L144 222V217L142 216V214H143V212L147 213L146 209L148 208L147 205L150 206ZM88 203H91V204H88ZM133 203H135V204L133 205ZM213 203L216 204L215 201H213ZM237 204L240 206L239 210H238V208H236V207H238ZM256 204H258L261 208L262 220H258L259 216L254 212V206ZM116 205H118V206H116ZM47 206H48V204H47ZM50 206H52V204ZM117 208H118V210H117ZM150 208H151V206H150ZM47 210L48 211H46L45 215H46V217H49L48 220H51V222H56L57 219L55 217V214L53 213V211H54L53 208L51 209L50 207H48ZM121 211L123 213H120ZM188 211L191 213V215ZM228 212H226V213H228ZM124 213L127 215H125ZM248 213H249V216H247ZM135 214H137V215H135ZM138 214H140V215H138ZM136 216H138V217H136ZM256 216H258V217H256ZM116 217L119 218L118 223L116 222V220L118 219V218L116 219ZM160 218H161V220H160ZM48 220H47V218L42 220V218L39 217L38 220L36 221V223L33 225V229L37 232L36 233V250L34 252H31L33 254H30V255L28 254L27 257L24 258V262L30 261V262H35V264H42V262L46 258V256H45L46 252H43L41 250V248L46 246L48 243L49 235L47 232L49 230V226H48L49 223L46 225ZM194 222H197V223H194ZM114 223H116L117 225ZM169 223H170V221H169ZM47 226H48V228H46ZM152 230H153V232L155 231L154 234L156 232L158 233V235L155 234V236H157V237L153 236ZM159 232H160V235H159ZM138 233L141 234L142 236L138 235ZM137 235L139 237H138V240L136 242L134 240H136L135 237H137ZM52 237H53L52 238L53 240L50 241V244H51V246L56 247L58 242H59V239H58L59 236L54 234ZM130 237H132V238H130ZM142 237H144V238H142ZM142 241L145 243H143ZM152 241L153 240H148L147 242L149 244ZM262 242L264 244V240ZM133 243H135V244H133ZM142 243L144 245H142ZM232 243H233V241L229 240V244H232ZM132 245H134V246H132ZM135 247H137V248H135Z\"/></svg>",
  "mask_w": 264,
  "mask_h": 264
}]
</instances>
